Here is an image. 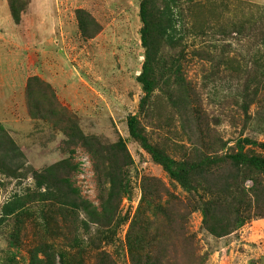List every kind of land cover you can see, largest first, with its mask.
Listing matches in <instances>:
<instances>
[{"label":"rangeland","instance_id":"obj_1","mask_svg":"<svg viewBox=\"0 0 264 264\" xmlns=\"http://www.w3.org/2000/svg\"><path fill=\"white\" fill-rule=\"evenodd\" d=\"M149 1L0 0V264H264V0Z\"/></svg>","mask_w":264,"mask_h":264},{"label":"trees","instance_id":"obj_2","mask_svg":"<svg viewBox=\"0 0 264 264\" xmlns=\"http://www.w3.org/2000/svg\"><path fill=\"white\" fill-rule=\"evenodd\" d=\"M163 2L165 7L168 8L166 13L167 15L163 16V20L157 19L158 24L159 23L161 24L162 35H164L168 31L169 27L173 28V26H175L174 20L172 18L173 15L172 9L174 8V5L168 0H164ZM149 3H150L149 0H142L140 4V19L142 22V27L140 29V38L142 45L145 47V54H144L145 61L143 63L142 71L138 79L142 83L143 90L146 95L150 94V92L152 91V82L149 79V73H151L152 71V61H153V54L150 46L151 43L150 30L152 27V18L149 12ZM10 7H11V13L13 14V17L16 19L17 15L12 2L10 4ZM164 14L165 12H161V15ZM165 37L171 42L175 40L174 37H171L168 34ZM127 126L129 130V135L132 138L139 140L142 147L148 150V152L151 154L152 159L155 162L161 164L171 177L181 182H184L185 185L187 184V180L188 178H190V176L187 174L188 170L184 168H177L175 166V162L170 157L158 151L156 148H154L148 143L147 139L139 133L137 129V118L134 115L128 117ZM244 143L254 146L264 147V142H258L256 140L244 138L243 144H239V150L229 155L228 160L230 164L234 166L246 165L249 167H253L264 174V158L254 154L248 155L244 153L242 151ZM47 264H51V263H47Z\"/></svg>","mask_w":264,"mask_h":264}]
</instances>
